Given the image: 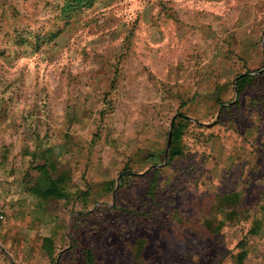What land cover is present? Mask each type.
Wrapping results in <instances>:
<instances>
[{
  "label": "rangeland",
  "instance_id": "rangeland-1",
  "mask_svg": "<svg viewBox=\"0 0 264 264\" xmlns=\"http://www.w3.org/2000/svg\"><path fill=\"white\" fill-rule=\"evenodd\" d=\"M78 1L0 0V264H264V0Z\"/></svg>",
  "mask_w": 264,
  "mask_h": 264
},
{
  "label": "crops",
  "instance_id": "crops-1",
  "mask_svg": "<svg viewBox=\"0 0 264 264\" xmlns=\"http://www.w3.org/2000/svg\"><path fill=\"white\" fill-rule=\"evenodd\" d=\"M4 130L0 127V134ZM10 138L11 135H8L7 132L0 135V210H2L0 235L14 231L15 226L22 227L31 224L28 221L30 218L27 217L29 213H22L24 210L21 211L20 208L17 214H10L11 210H16L20 205L29 204L31 199L45 202L44 199L37 197L40 191H45L44 177L40 175L33 178L26 174V178H22L23 170L26 169L30 173L34 167L29 169L32 162L28 157H24V147L21 143L13 149L10 147L11 143H7L10 142ZM15 138L23 141L21 133H18Z\"/></svg>",
  "mask_w": 264,
  "mask_h": 264
},
{
  "label": "trees",
  "instance_id": "trees-1",
  "mask_svg": "<svg viewBox=\"0 0 264 264\" xmlns=\"http://www.w3.org/2000/svg\"><path fill=\"white\" fill-rule=\"evenodd\" d=\"M95 0H79L78 1V3L80 4L79 5V7L80 6H84V7H90V6H92V3L94 2ZM57 180L58 179H56L55 181H52L51 183H50V189H47L46 191L48 192V193H45L44 195H43V198L44 199H47V197H49V193H53V190H57Z\"/></svg>",
  "mask_w": 264,
  "mask_h": 264
},
{
  "label": "water",
  "instance_id": "water-1",
  "mask_svg": "<svg viewBox=\"0 0 264 264\" xmlns=\"http://www.w3.org/2000/svg\"><path fill=\"white\" fill-rule=\"evenodd\" d=\"M174 118L171 120L170 127H169V134H168V149L170 147V139H171V129L173 127ZM117 182H119V178L117 179Z\"/></svg>",
  "mask_w": 264,
  "mask_h": 264
},
{
  "label": "built area",
  "instance_id": "built-area-1",
  "mask_svg": "<svg viewBox=\"0 0 264 264\" xmlns=\"http://www.w3.org/2000/svg\"><path fill=\"white\" fill-rule=\"evenodd\" d=\"M1 218V217H0Z\"/></svg>",
  "mask_w": 264,
  "mask_h": 264
}]
</instances>
